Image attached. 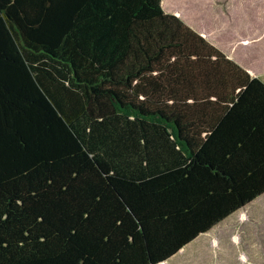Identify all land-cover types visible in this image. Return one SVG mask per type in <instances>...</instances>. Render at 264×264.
Returning a JSON list of instances; mask_svg holds the SVG:
<instances>
[{"label":"trees","instance_id":"16d2710c","mask_svg":"<svg viewBox=\"0 0 264 264\" xmlns=\"http://www.w3.org/2000/svg\"><path fill=\"white\" fill-rule=\"evenodd\" d=\"M264 190V82L161 0H0V264H155Z\"/></svg>","mask_w":264,"mask_h":264},{"label":"crops","instance_id":"0c3cea01","mask_svg":"<svg viewBox=\"0 0 264 264\" xmlns=\"http://www.w3.org/2000/svg\"><path fill=\"white\" fill-rule=\"evenodd\" d=\"M166 11L177 14L169 8ZM196 30L209 39L204 29ZM263 38L264 25L258 31L238 37L240 42L247 45ZM260 48L259 60L255 59L249 64L241 63L237 56L235 58L231 48L223 51L252 76L264 82V49L262 46ZM261 245L264 247V190L196 233L175 252L155 264H264Z\"/></svg>","mask_w":264,"mask_h":264},{"label":"rangeland","instance_id":"374dc122","mask_svg":"<svg viewBox=\"0 0 264 264\" xmlns=\"http://www.w3.org/2000/svg\"><path fill=\"white\" fill-rule=\"evenodd\" d=\"M161 5L175 11L193 28L204 29L210 41L222 50L231 48L241 63L259 60L264 38L247 45L238 37L264 25V0H161Z\"/></svg>","mask_w":264,"mask_h":264}]
</instances>
